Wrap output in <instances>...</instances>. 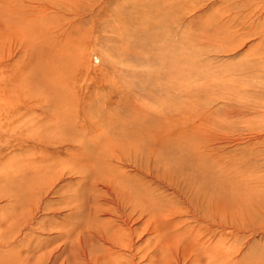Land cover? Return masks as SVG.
I'll use <instances>...</instances> for the list:
<instances>
[{
    "label": "rangeland",
    "instance_id": "rangeland-1",
    "mask_svg": "<svg viewBox=\"0 0 264 264\" xmlns=\"http://www.w3.org/2000/svg\"><path fill=\"white\" fill-rule=\"evenodd\" d=\"M0 264H264V0H0Z\"/></svg>",
    "mask_w": 264,
    "mask_h": 264
}]
</instances>
